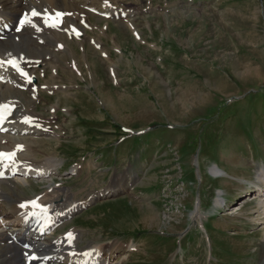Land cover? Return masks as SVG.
Returning <instances> with one entry per match:
<instances>
[{
	"label": "rangeland",
	"instance_id": "374dc122",
	"mask_svg": "<svg viewBox=\"0 0 264 264\" xmlns=\"http://www.w3.org/2000/svg\"><path fill=\"white\" fill-rule=\"evenodd\" d=\"M112 1L133 16L88 17L89 40L60 34L65 54L36 63L35 107L12 119L39 123L20 158L57 167L2 186L8 202L48 192L59 213L84 202L49 238L79 233L78 247L107 246L112 264H264L252 188L264 169V0Z\"/></svg>",
	"mask_w": 264,
	"mask_h": 264
},
{
	"label": "bare ground",
	"instance_id": "6f19581e",
	"mask_svg": "<svg viewBox=\"0 0 264 264\" xmlns=\"http://www.w3.org/2000/svg\"><path fill=\"white\" fill-rule=\"evenodd\" d=\"M33 12L36 15H33ZM57 12L62 13L60 19L55 17ZM22 13L27 15V21L18 31L16 23ZM121 13H127L129 18L133 16L131 12L117 7L116 2L112 0H0V105L6 106L11 113L2 127L4 133L0 132V152H15L13 161L7 163L0 160V255L3 254L5 257L3 264H26V259L31 254L36 256V260L29 264H112L111 261L114 260V252L102 244L86 249L78 247L79 233L74 231L67 239L64 235L55 239L49 238L55 226L59 224V220L70 216L84 203H74L66 213H59L57 205L49 199L48 192L34 198L35 201L31 206H26L25 201L19 200L9 203L8 199L12 195L4 193L2 186L28 184L26 178L29 176L45 179L53 175L57 167V160L53 159L49 162L47 160V165L51 164L47 169L38 170L26 159L20 158L22 150L19 147L24 142L22 138L27 133L36 135L38 130L35 127H38L39 123L33 120L34 116H28L32 118L31 123L23 119L25 124L29 125L28 128L27 125H19L15 118L12 119L13 115L14 117L21 115L27 110L31 112L35 107L39 93L32 91V85L27 81L32 76L36 77L34 71L36 63L41 62L51 66L59 60L61 54H65L67 46L59 41L60 34L66 35L75 43L89 40L85 33V29L90 28L88 17L105 15L110 19ZM50 19L53 23L48 24ZM5 26L10 27V30L1 34ZM76 32H79V35H76ZM93 44L101 49V42L94 40ZM10 62H17L18 66L26 71L27 77H20L10 68ZM22 88H25V92L32 98L25 106L18 100V96H22L19 92ZM18 118L20 120L21 117ZM8 147L10 149L4 150ZM211 172L216 177L223 173L215 168H212ZM256 178L260 184L252 185V188L256 189L254 199L258 207L253 220H258L264 226V169H258ZM248 190L249 186H246L239 194L247 193ZM116 191L120 189L114 190L113 193ZM221 202L222 199L216 201L217 204ZM40 206L49 208L47 217L50 220L35 227L30 212ZM242 210L243 207L238 211ZM193 215L194 219L202 218L198 208ZM17 244L23 246V249L19 250Z\"/></svg>",
	"mask_w": 264,
	"mask_h": 264
},
{
	"label": "snow or ice",
	"instance_id": "6c2138e0",
	"mask_svg": "<svg viewBox=\"0 0 264 264\" xmlns=\"http://www.w3.org/2000/svg\"><path fill=\"white\" fill-rule=\"evenodd\" d=\"M33 15H36V13H35V12H33ZM22 23H23V21H22ZM0 155H4V154L0 153Z\"/></svg>",
	"mask_w": 264,
	"mask_h": 264
}]
</instances>
